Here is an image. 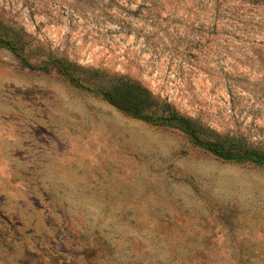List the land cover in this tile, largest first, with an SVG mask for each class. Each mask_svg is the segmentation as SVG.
I'll return each mask as SVG.
<instances>
[{
	"label": "rangeland",
	"instance_id": "rangeland-1",
	"mask_svg": "<svg viewBox=\"0 0 264 264\" xmlns=\"http://www.w3.org/2000/svg\"><path fill=\"white\" fill-rule=\"evenodd\" d=\"M0 40V264H264V166L96 91L264 154V0H0Z\"/></svg>",
	"mask_w": 264,
	"mask_h": 264
},
{
	"label": "trees",
	"instance_id": "trees-1",
	"mask_svg": "<svg viewBox=\"0 0 264 264\" xmlns=\"http://www.w3.org/2000/svg\"><path fill=\"white\" fill-rule=\"evenodd\" d=\"M1 46L7 47L17 56H21L20 47L16 43L14 44L8 40H0V47ZM22 60L24 61L25 59L23 58ZM52 63L59 71L63 72L73 81L75 79L74 76H72V72L83 70L77 64L66 62L61 58L53 59ZM26 64L31 66L29 63ZM90 72L94 73V75L98 73V71ZM101 74L104 77L108 76L104 73ZM109 78L114 79L115 77L109 76ZM96 91L112 105L126 112L133 118L151 124H162L180 128L190 137L195 145L209 150L221 160L250 162L254 165L264 166V154L259 153L257 150L248 149L234 138H201L199 129L192 119L181 114L169 102L160 101L148 89H141L127 84L116 83L108 89H97Z\"/></svg>",
	"mask_w": 264,
	"mask_h": 264
}]
</instances>
